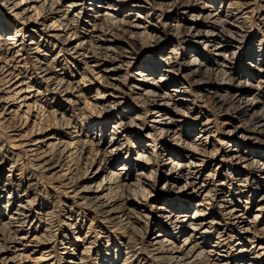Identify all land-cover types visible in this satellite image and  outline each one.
<instances>
[{
  "label": "bare ground",
  "instance_id": "obj_1",
  "mask_svg": "<svg viewBox=\"0 0 264 264\" xmlns=\"http://www.w3.org/2000/svg\"><path fill=\"white\" fill-rule=\"evenodd\" d=\"M239 1L227 0L223 11V0H71L67 1L61 10L54 11L53 6L59 0H0V9L5 12L0 16V123L14 121L16 123L14 125L17 126L18 122L16 128L18 132L9 135L10 147L23 151L29 156L32 166L41 169L47 177L58 178L62 183L73 178L71 166L75 162H72L74 157L69 156H73L79 146L78 163L79 160L83 163L85 168L83 176L89 184L81 190L71 187L70 194L73 193L76 198L82 200L79 202L81 205L86 204L97 210L100 221L118 226L125 231L127 229L129 241L135 232L141 236L146 234V230L143 232L134 226L135 218L131 219L130 213L145 218L151 215L154 219L153 225L157 226L152 230L159 229V232L154 234L148 246L153 258L162 264H233L235 260L246 258L249 249L244 246L247 242L251 243L250 250L254 253L252 257H248L250 261L242 264H264V217H262L264 190L256 199L254 214L251 215L253 223L252 220L245 219L246 212H242L245 207L241 208L239 204L241 194L247 191L251 196L256 190L264 189L262 187L264 150L255 151L248 144H244L249 139L264 138V100L255 97L256 94L264 92V37L258 39L256 50L258 55L255 56L252 50L249 51L244 57L247 62L233 75L234 77L231 76L227 64L238 52L234 44L241 28L239 21L244 20L247 15L249 17L256 5L255 2L252 6L253 2L250 0ZM154 4L162 7L161 13L166 19L163 27L173 32L170 34L175 36L174 42L178 45L181 42L182 48L177 47L175 43L168 47L166 40L161 42V34L165 29L160 31L152 22ZM258 7L263 12L259 16V21L264 29V0H261ZM45 10L48 14L44 16L42 12ZM81 10L91 21L92 28L89 33L93 35L76 34L79 33L78 23L82 20L79 16ZM131 10H138L141 13L131 15ZM187 12L188 17H185L184 14ZM200 17H203L202 20ZM48 19L52 21L48 23ZM23 28H26L27 33H21ZM67 32L68 36L63 38ZM119 40L122 42H118ZM49 41L60 45V52L75 53L85 58L82 60L84 64L82 70L76 72L75 76L73 74L69 76L66 71L60 75L57 71L58 65L52 64L51 61L47 62V58L43 56L46 52L42 48L47 46ZM151 41L162 43L157 55L156 53L154 55L155 58L150 55L144 61L138 62L135 65L137 68L127 75L135 50L144 42ZM199 44L206 49V53H201ZM191 51L195 54H190ZM87 53L91 55L88 56ZM187 56L188 59H185ZM178 57L182 58V62L177 61ZM251 67L259 74L256 83L247 80V78L254 80ZM185 70L189 71L183 72ZM94 71L101 72L100 77L96 76V80L98 79V83L100 81L104 88L101 91L100 87H96V95H93L91 101L87 97V91L91 86L86 82L91 83V80L86 74L94 78ZM123 71L126 74L121 78ZM158 72L162 73L157 76ZM200 73H206L207 78L187 82V79L191 80ZM77 75L80 76L79 79L76 78ZM211 75L217 78L218 85L210 81ZM122 79H128V92L140 103L139 107L133 105L132 108L138 112L131 116L128 113L132 109L129 106L132 105L121 104L118 100L119 94L122 95L121 98H125L123 95L126 94L120 85ZM234 79L237 83L233 86ZM170 84L172 87L169 89ZM227 84L234 90L219 93L215 89L210 96H206L208 101H212L211 104L218 114L228 116L223 124H231L232 119L240 121L233 126H224L220 133L208 115L200 119L203 113L196 107L200 106L198 102L207 99H203L206 94L197 90L221 88ZM249 89L255 90V93L251 94ZM61 95L67 97L62 99ZM73 95L76 97L75 100L71 99ZM59 100L62 101L61 107H52V104ZM81 102L84 104L82 107L78 105ZM114 102L117 109L120 106L127 107L119 114L120 116L112 114ZM84 109L93 113L94 117L90 118L86 113L88 116L83 125L79 124L78 115L85 113ZM110 120L114 123L109 138L106 139L103 132ZM44 121L49 124L44 126ZM50 121L55 126L50 125L52 124ZM238 131L241 132L239 135ZM193 133L195 135L189 139ZM216 133L222 135L221 139H216ZM32 135L40 136L24 141ZM158 139L163 143L156 149ZM225 140L228 143H225ZM167 141H174L173 144L176 146L169 147ZM215 141L220 146L215 145ZM14 155L19 157L18 152ZM97 159H100L99 165L88 172ZM117 161H121V164L115 169L113 167ZM2 164L1 160L0 169ZM15 165L10 164L8 170H15ZM231 165H236L237 169L235 175H231L230 172L228 180L227 175L221 170L225 166L231 169ZM99 173H102V179L96 182V188L92 190L91 182ZM134 173L135 178H132ZM219 174L226 176L216 183L211 181L210 186L208 179H215ZM257 174H261L263 180L261 177H254L251 181L250 178ZM156 175L164 180L163 186L172 188V191L175 184L182 180L176 192L177 195L182 193V197L178 195L169 198V201H165L168 206L163 214L155 216L160 208L157 211L156 208L152 210L139 199L146 201L147 197H150L148 195H151V191L156 187ZM21 178V176L18 180L9 178L3 184L8 196L25 199L20 200L11 211L8 225L2 223L6 229L10 227L11 222L16 223L18 228H13L12 231L9 229L8 235L0 234L1 264L14 261L18 256L24 261L22 264H37L46 259L42 253L35 257L29 255L34 253L33 251H29L28 254L23 251L28 246L31 248L32 242H38L39 237L31 235L33 227L30 231L22 229L29 221V216L33 215L31 207L34 200L28 197L31 191L29 186L23 188V179L28 182L30 177ZM12 181H16L15 184ZM228 182L226 195L228 197H220L219 200L222 202L219 203V207L224 214L232 218L235 232L244 237L235 238L233 235L228 242H224L225 238H222L224 232L212 228L214 222L208 219L210 213L206 214L201 207L210 210L211 201H215L214 199L224 193ZM239 186L244 188L239 190ZM236 191L238 198L233 203L231 196L236 194ZM93 192L100 195L88 196L87 193ZM201 196L202 198L194 204L191 203L193 198ZM189 206L196 207L194 213H188ZM141 211H147L148 216L141 214ZM171 212H176V216L179 217L176 221L182 224V228L175 235L169 233L166 224L163 223ZM67 213L73 216L70 211ZM148 222L145 223L146 226ZM73 224L68 225L76 228ZM214 233L217 234L216 241L207 247ZM85 237L88 235L85 234L84 237L76 235L72 239H66L62 242L63 247L71 242L70 245L73 247L68 248L73 251L76 249L74 246L81 244L75 242L84 241ZM239 239L244 240L243 244L238 242L233 245L232 248L235 246L236 248L231 252L228 244L236 243ZM133 243L134 241L123 242L124 252L121 250L119 252L118 243L114 256L111 252L102 253L101 257L96 256L98 264H115L114 258L118 252L119 255H125L120 264H147L148 260L141 262L134 254L136 251ZM240 247L242 249H239ZM92 249L91 245L84 246L79 262L75 258L71 260L63 258L62 263L92 264ZM139 251L141 252L140 249Z\"/></svg>",
  "mask_w": 264,
  "mask_h": 264
},
{
  "label": "rangeland",
  "instance_id": "obj_2",
  "mask_svg": "<svg viewBox=\"0 0 264 264\" xmlns=\"http://www.w3.org/2000/svg\"><path fill=\"white\" fill-rule=\"evenodd\" d=\"M67 1H71V0H59V2L56 3L53 6V10L54 11L61 10L64 7V4ZM226 1L227 0H223V3H222L223 4V8H224L223 11L225 10ZM236 1L238 2L239 0H236ZM250 1L253 2L252 6H254L256 4L255 5V10L252 13H250L249 17L247 15V17H245L244 20L240 19V21H239V23L241 24V28H239V34L237 35V37H238L237 38V42H236V44H234V45H236L237 48H235V49H236V51L238 50V52L236 53V56H234V58L230 59V61H229L230 63L227 64L228 65L227 69L230 70V75L231 76H233L236 72L240 71L242 66H243V64L247 62L244 57L249 51L252 50L253 53L256 54L255 56L258 55L257 51H256L257 50V42H258L259 38H261L262 36L264 37V29L262 28L263 25L259 21V16H260V14L263 13L262 9L258 7L259 3H261V0H250ZM238 3H240V1ZM199 4H201V3H199ZM156 5L157 4H154L153 5L154 8L152 9L154 11L152 22L156 24V27L158 29H160V31H163V30H161L163 28L165 29L162 32V34H161V37H162L161 42H164L166 40L168 42L167 46L168 47H172V44H174V43L177 44V42H174L175 41V36L174 35L172 36V34H170L172 32L171 30L167 29L166 27H163V25H164V23L166 21V19L164 18V15H162V13H161V12H163L162 11L163 9H162L161 6H159V5L156 6ZM131 12H130L131 15H134V14H137V13L138 14L141 13V12H138V10H131ZM4 13H3L2 9H0V16L2 14H4ZM42 13H43L44 16L46 14H48L47 10H45ZM188 14L189 13L187 12V13L184 14V16L188 17ZM79 16L82 17V20H80L79 23H78L77 32H79V33H76V34H81V35L83 34V36L84 35L86 36L87 34L93 35V33H91V34L89 33L90 32L89 30H91V28H92L91 21L89 20V17H85V15L83 13V10H81V12L79 13ZM202 18L203 17H200L201 20H202ZM47 21H48V23H50V21H52V19L51 20L48 19ZM86 22H87V24H86ZM13 28H14V25H13ZM21 33H23V34L27 33L26 32V28H23ZM68 33L69 32L65 33L63 38L68 36ZM78 37H76V39ZM35 38L38 40L37 36H35ZM73 38H75V37H73ZM78 39L80 40L82 38H78ZM169 40H171V41L169 42ZM73 41H75V39H73ZM52 42L53 41H49L47 43V46L42 48L43 51L46 52V54L43 55L45 58H47L46 61L49 62V63L51 61L52 64H55V65L57 64L58 65L57 66V71L60 73V75L61 74L63 75L64 71L69 73V76H70V74L71 75L72 74L73 75L76 74V72H78V71L80 72L82 70V67L84 66V64L82 63L83 62L82 60H84L85 58L83 59V57L78 56L75 53L74 54H72V53L71 54H66L65 52H62V51L60 52V45L54 44V42L53 43ZM118 42H122V41L119 40ZM160 43H156L154 41L144 42L142 44V46H140L137 50H135V54L133 56V59L131 60L132 61V65L129 66V69L127 71V75H129L131 73V71H133L134 69L137 68V67H135V65L138 62H140V61L142 62V60L144 61L145 59L149 58L150 55L151 56L153 55V58H155V56H154L155 53L157 55V53H158L157 51L160 49V47L162 45V43L161 44ZM119 45H121V44H119ZM179 46L182 48L183 45H182L181 42L179 43V45L177 44V47H179ZM200 46H201V44H199V47ZM45 48H46V50H45ZM58 48H59V50H58ZM181 50H183V49H181ZM199 50L201 51V53H206L207 52L206 49L204 50L202 48V46L199 48ZM57 52H59V53L57 54ZM229 52H227V53H229ZM190 54H195V53L191 51ZM87 55L90 56L91 53H87ZM185 59H188V56ZM177 61L179 63L182 62V58L178 57ZM252 64L254 65V62H252ZM123 67H125V66H123ZM251 70L254 73L253 74L254 75V77H253L254 80H251L249 78H247V80L249 82L253 81L252 83H256L255 81L257 79H259V74L256 73L255 69L252 68ZM188 71L189 70H185L183 72H188ZM94 72H95L93 74L95 76L94 78L92 76H90V74H88V73L86 74V75H88L87 77L90 78V80H91L90 81L91 83H89V81H86L91 86V89H89L87 91V97L90 100L92 99V97H94L96 95L95 94L96 93L95 92L96 91V87H100L99 90H101V91L104 88V87L101 86L100 81L98 83V79L96 80V76L99 75V74L101 75V72H98V73H97V71H94ZM160 73H162V72H158L157 76H159ZM124 74H126L124 71L121 72V75H122L121 78H124ZM100 75H99V77H100ZM205 76H206V73L205 74L200 73L195 78H192L191 80L187 79V82L195 81V80L200 79V78L201 79L202 78L206 79L207 76L206 77ZM79 77L80 76L77 75L76 78L79 79ZM209 78H210V81L214 85H218V82H217L218 80H216L217 78H215L214 75H211ZM99 80H101V78ZM180 80L182 81V77H181ZM121 81L122 82H121L120 85H122L121 87H122L123 90L126 91L125 92L126 94L123 95V96H125V98H121L122 95L119 94L120 97L118 98V100L121 101V104L127 103L129 105H132V106H129V108H132L133 105L139 107L140 103L135 101L132 98V95L128 92V89H127L128 85H129L128 84V79H126V80L122 79ZM233 81H232V83H233L232 85L234 86L237 83V80H235L234 82ZM249 82H247V83H249ZM40 85L43 86L44 84H40ZM73 85H75V84H73ZM171 87H172V84H170L168 86L169 89ZM247 88H249V87H246V89ZM215 89H217L219 93H224L226 90H228V91L234 90V88H230V85L227 84L226 86H223L221 88H211L209 90H197V91H200V93H202V94H206V95L203 96V99L206 100L207 99L206 96H210L212 94V91H214ZM249 92L250 93L252 92L254 94L255 90L252 91L251 89H249ZM75 93H77V92H75ZM64 97H67V96H62V99ZM71 97H72L71 98L72 100L76 99V97H74V95L71 96ZM255 97H256V99L264 100V92L256 94ZM82 99H81V101L84 102V100H82ZM60 103L62 104L61 100L57 101L55 104L53 103L52 107H54V106L55 107H61ZM115 103L116 102L112 103L114 105V107L112 108V110H113L112 114L115 115V116H117V115L120 116L119 114H121V112H123L124 109H127V107L124 108L123 106H120L117 109L115 107ZM198 103H200L199 104L200 106H197L196 109L203 113V115H202V117L200 119L202 120V119L205 118L204 116L208 115V117L210 119L212 118L211 120H212L214 126L216 125V127L218 129V132H220V133L222 132L220 130H223L224 126H233L236 123H238V124L240 123V121L238 119H232L231 120V124H225V123L223 124V122L227 121L226 118H228V116L227 115L218 114L216 112L217 110L214 109L215 107H213V105L211 104L212 101H208V99H207L206 101H200ZM63 104H64V102H63ZM65 105H66V103H65ZM78 105H80V107L84 106V104L82 102L78 103ZM66 106L69 107L68 104ZM229 111H230V109H229ZM76 112H80V111H76ZM84 112L85 113H80L78 115L79 116L78 117L79 124L80 123L83 124L84 121L86 120V116H88V115H89L88 117H90V118L94 117V115H92L93 113H91L90 111L87 112L84 109ZM134 112H138V110L135 111V108H132L131 111H129V113H128L129 116L133 115ZM228 114L232 115V113H228ZM45 121H46V119H45ZM45 121H44L43 125L47 126L49 123H46ZM52 121H50V123H52L50 125L55 126V124ZM14 123H15L14 121H11L10 123H0V148H1L0 149V161L1 160L3 161L2 167L0 169V188H2V191H0V213H1L0 214V234L4 233V235H5V233H6V235H8L10 233L9 229H11V231H12L13 228H18V227H16V223L11 222V225H13V226L10 225L11 228L8 227L6 229V226L8 225V222L10 221L8 216L11 215V211H13L16 208V206L20 202V200L25 199V197L12 198V196H8L7 189L3 186L4 182L6 181V179H9V178H12V177L15 180H18L20 178V176L22 178L30 177L28 179L29 183L27 182V180L23 179V181H24L23 182L24 183L23 188H28L27 186H29V190H31L30 194L28 195V197H31L34 200L33 203H32V207H31V209L33 210V215L29 216V221L24 224L25 226H23L22 229H23V231L24 230H29L30 231L31 230L30 228L33 227L34 231H32L31 235L33 236L35 234L37 237H39V239L37 240L38 242H32L31 243V248H30V246H28L26 248L27 249L26 250L23 247L24 248L23 251H24L25 254H28L31 251H33L34 253L29 254V255L30 256H35V257L40 256L41 253L43 254V256L45 255L46 259H44V261L38 262L37 264H66V263H62L63 258H65V260H71L72 258L73 259L75 258V260L77 262H79V258L82 256L81 255V253H82L81 251H83L82 250L83 247L87 246V245L93 246V249H92L93 254H91V256L93 258V263L92 264H98V259H96V256L101 257L100 254L102 255V253H109V252H111V255L114 256V250L116 249V247H118V243H120V246L118 247L119 252H120V250H121V252H124V248H123L122 243L125 242V241H128L129 243L134 241L133 244H135V246L133 248H135V251H136V252H134V254L137 255L140 258L141 262H143L144 260H148V263H150V264H162L160 261H158L155 258H153V255L150 252V247L148 246V243L152 240V237H154V234H157L159 232V229H156L155 231L152 230L153 227H157V226L153 225L154 219L151 217V215H149L150 216L149 218H145L142 215L139 216L137 214L130 213L131 219L135 218L134 226L137 227L138 229H140L143 232L146 230V234L145 235L143 234L142 236L138 232H137V234H135L136 232L133 233L134 236L131 235L132 236L131 238L133 240L130 239V241L132 240L130 242L129 238L127 237V234H128L127 233L128 232L127 229H126V231H127L126 232L123 228H120L118 226H112L109 223L100 221V216L98 215L99 213L97 212V210H95V209L93 210L92 206H89V205H86V204H82L81 205L79 202H81L82 200H79L78 198H76L77 196H74L73 193L70 194L69 191L72 189L71 187H73V188L75 187L76 189H80L81 190L84 186H88V184H89V182L86 181V179L83 176L84 175V171H85L83 163H80V160H79V163H78V159L77 158H79V155H80L79 154L80 153L79 152V150H80L79 146L76 148L77 150H76V152H74L75 154H72L73 156H69V158L70 157H74L72 162H75V164L71 166V169L73 167V169H72L73 173L71 172V176H73V178L71 177L70 181L67 180V179L65 181L63 180L65 183L68 182V181H69V183L64 184V182H62V181H61L62 183H60V180L58 178L47 177V176L44 175V173H42L41 169H38V168H35L34 166H32V161L29 160L30 158L28 159L29 156H27L23 151H18V149H13V148L10 147L9 135L18 132L17 129H16L17 126H18V122H17V126L14 125ZM113 123H114V121L110 120L109 124H107V128H105V130L103 132V134H105L106 139L109 138V132L111 131V127H112ZM85 125L89 126V124H87V123H85ZM213 128H215V127H213ZM14 129H16V130H14ZM196 132L197 131H195V133ZM238 132H237V135H239L241 133L240 131H238ZM195 133L190 135L189 139L193 138ZM220 133H216L215 134L216 139H221L220 137L222 135ZM36 136H40V135H32L31 137L28 136L29 138H27V136H26L25 138H27V139H25L24 141L27 142V141H29V139H32V138H34ZM263 139L264 138H261V140L249 139L248 141L244 142V144L245 143L248 144L255 151L264 150V140ZM158 141H157L156 149H158V147L161 145V143H163L162 140L158 139ZM167 142H169V147H170V145L172 147L176 146V145L173 144L174 141L173 142L172 141H167ZM225 143H228V141L225 140ZM225 143H224V145H226ZM215 145L220 146V145H218V142H216V141H215ZM17 152L19 154V157L14 155V153L16 154ZM171 152H173V151H171ZM157 155H159V154L157 153ZM13 161H14V163H13ZM130 161H131V159L129 160V162ZM99 163H100V159H97L93 163L92 167L89 168L88 172L94 170L99 165ZM10 164H16L15 165V170H13V171H9L8 170L10 168ZM69 164H71V162ZM120 164H121V161H117L113 168L116 169L117 167L120 166ZM75 165H76V168H74ZM77 167H79V168H77ZM64 168H66V167L64 166ZM20 169H21V171H20ZM74 169H76V171H74ZM87 169H88V167H87ZM231 169H229L228 167L226 168V166H225L223 168V170H221L222 173H225L227 175L228 180H229L230 172H231V175H235V170L237 169L236 165H231ZM160 172H161V170L159 171L158 174H160ZM224 175L222 176V174H219V175H217L215 177V179H213V178L212 179L211 178L208 179V182L210 183V186H211L212 182L216 183L219 180L224 179L225 176H226V175L225 176ZM55 176L56 175H54V177ZM68 177H70V176H68ZM254 177L255 178H257V177L260 178L261 177V179H262L263 176L261 174L260 175L257 174V175L252 176L250 178V180L252 181V178L254 179ZM132 178H135V173L132 176ZM101 179H102V173H99L92 180V182H91V184H92L91 186L93 188L92 190H95L97 183ZM74 180H76V181H74ZM14 182H16V181H14ZM14 182H13V184H15ZM163 183H164V180L159 178L156 175V177H155V185H156V187L151 191V195H148L150 197H147L146 201L139 199V201L142 204L149 205V208L152 209V210H155V208H156V211H157L158 208H160V210L157 211V213H155V216L163 214L162 212H164L165 208L168 206L167 204H165L166 203L165 201H167L171 197H176L178 195L181 196V194H182V193H179L177 195V193H176L177 190L179 189L180 183H182V180L179 181V183L175 184V187L173 188V191L171 190L172 188H169L167 186H163ZM228 184H229V182L226 184L225 189L223 188L224 189L223 190L224 193H221L219 197L214 199L215 201H211V206L209 208L210 210H208L206 208L204 209V207H201V209H203V211H205L206 214L210 213V215L208 216V219H210L211 221L214 222L212 224V226H213L212 228L213 229L217 228L218 230H221V231L224 232L223 233L224 235L222 237V238H225L224 242H226L227 240H230L231 236H233V235L235 236V238L244 237L243 235L240 236V234L235 232V230L233 228L234 224H232V221H231L232 218H229L227 214H224L222 212L223 210H221L220 207H219V205H220L219 203L222 202V201L219 200L220 197H228V196H226L227 195ZM249 184L251 185V183H249ZM93 185H95V186L93 187ZM262 187L264 188V183H262ZM243 188L244 187L239 186V190H242ZM245 189H247V188H245ZM19 190H21V189H19ZM169 190L172 191V192H169ZM263 190L264 189L256 190V192L253 193L251 196H249V194L246 191L245 194H241V197L239 198L241 200V202L239 203L241 205V208L245 207V209L242 210V212L243 211L246 212L244 214L245 215V219L246 220H252V223H253V218H252L251 215L254 214V207L256 206V199L259 197L260 193ZM139 191H141V190H139ZM21 192H23V190H21ZM87 194H89L88 196H91V197L95 196V195H100L99 193H94V192L92 194L91 193H87ZM145 194H147V193L145 192ZM223 195H225V196H223ZM7 196H8V198H7ZM136 197H137V200H138V196H136ZM231 197H232L231 201L234 203V201L238 198L237 191H236V194L234 193ZM139 198H140V195H139ZM200 198H202V196L193 198V200H192L193 202H191V203L194 204ZM74 201H75V203H72ZM131 207L132 206H130V208ZM195 208H196L195 206L194 207L191 206L189 208V210H188V213L189 214L190 213H194L193 211H194ZM48 211H50V212H48ZM68 211H70L73 216L69 215L67 213ZM171 213L172 214L169 215V218L163 220V223L166 224V227H167L169 233L175 235L176 232H178L182 228V224L177 223L176 220L179 217L176 216V212H171ZM141 214L148 216L147 211H141ZM136 217H137V219H136ZM262 217H264V214H262ZM30 220H31V222H30ZM147 221H149V222L147 223L148 225L146 226L145 223ZM124 222L125 221H123V223ZM2 223H5L6 226L2 225ZM70 223H74L73 225H76V228H72L71 225H68ZM209 225L210 224H207V226H209ZM222 228H223V230H222ZM184 229H185V227H183V230ZM123 231L125 233H123ZM85 234H87L88 237H85L84 241H77V242L72 241V242H75L77 244L81 243L79 246H74V248H76L75 250L71 251L68 248V247H73V246L70 245L71 242H68V244H66L65 248L63 247V243L62 242L66 241V239L67 240L69 238L72 239V237L74 238L76 235H79L80 237H84ZM216 235L217 234L214 233L212 238L209 239L210 244L207 245V247H210L211 244L214 241H216ZM63 239H65V240H63ZM90 241H91V243L89 244ZM135 241H136V243H135ZM238 242H241L243 244L244 240L243 239H239V240H236V243L230 242L228 244L231 252H232V250H234L236 248V246L233 247V248H232V246L236 245ZM245 243H246V241H245ZM107 244H108V247L106 248ZM116 244H117V246H116ZM8 245H10V243H8ZM250 245H251V243L247 242L245 244V246H244L245 248H247V250L249 249V252L245 251L246 253H248V254H246V258L243 259V260L242 259L241 260H235V261H233V264H242L243 262H246L248 260L250 261V259L248 257L253 255V253H254V252H251L253 250H250L251 249ZM145 248H147L148 250L145 249ZM139 249L141 250V252L139 251ZM239 249H242V247H240ZM119 252H118V254H116L117 256L114 258V263L115 264H120L122 259L125 256L124 254L119 255ZM69 254H72V255L69 256ZM18 257L15 258L14 261L12 260L11 262H9L7 264H22L24 261H22V259L20 257L19 258ZM1 261L2 260L0 259V264H1ZM263 263H264V260H263Z\"/></svg>",
  "mask_w": 264,
  "mask_h": 264
}]
</instances>
